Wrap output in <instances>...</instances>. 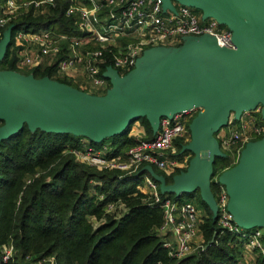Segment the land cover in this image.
I'll use <instances>...</instances> for the list:
<instances>
[{
	"label": "water",
	"instance_id": "water-1",
	"mask_svg": "<svg viewBox=\"0 0 264 264\" xmlns=\"http://www.w3.org/2000/svg\"><path fill=\"white\" fill-rule=\"evenodd\" d=\"M173 1L230 30L235 49L218 47L210 35L183 37L175 47L148 48L125 75L106 69L103 76L110 88L102 95L48 76L0 70V143L26 124L31 132L71 133L99 145L140 117L156 134L162 117L198 108L189 124L190 141L182 149L192 154L186 170L173 175L170 183L150 166L142 170L163 195L190 198L199 191L217 219L210 184L212 164L222 153L214 133L231 117L238 120L259 108L264 116V0H161L163 11H174ZM13 27L2 33L0 61L11 44ZM218 182L228 194L234 223L246 231L264 232V136L247 142Z\"/></svg>",
	"mask_w": 264,
	"mask_h": 264
},
{
	"label": "trees",
	"instance_id": "trees-1",
	"mask_svg": "<svg viewBox=\"0 0 264 264\" xmlns=\"http://www.w3.org/2000/svg\"><path fill=\"white\" fill-rule=\"evenodd\" d=\"M69 3L56 0L54 9L41 16L19 15L13 20L12 36L26 28L78 34L74 19L65 15ZM9 48L0 61V70L32 73L36 78L48 76L71 85L57 79L54 69L38 66L19 70L17 55L13 51L10 57ZM249 113L264 126L260 109ZM135 122L143 126L146 137L154 136L150 123L140 117L121 134L109 138L118 151L135 144L134 138L128 136ZM221 129L214 133L222 156L214 159L212 178L234 166L240 155L235 147H221L216 136ZM81 139L71 133L39 129L31 132L24 124L19 132L0 143V264L1 248L6 243H12L14 248V257L8 264L35 263L49 256L56 264H241L237 247L242 244L217 225L199 191L190 198L203 210L199 234L205 249L183 259L170 257L162 247L164 236L159 231L163 222L161 207L144 201L145 195L136 189L137 181L119 179L115 171H98L65 152L69 146H78ZM165 179L170 183L172 176ZM210 190L214 196L216 188L212 182ZM117 199L127 201V210L119 218L105 211L107 204ZM95 219L96 225L92 222ZM31 255L38 259H31ZM253 264H264V254H259Z\"/></svg>",
	"mask_w": 264,
	"mask_h": 264
},
{
	"label": "built area",
	"instance_id": "built-area-1",
	"mask_svg": "<svg viewBox=\"0 0 264 264\" xmlns=\"http://www.w3.org/2000/svg\"><path fill=\"white\" fill-rule=\"evenodd\" d=\"M65 15L72 17L78 34L58 32L50 28L20 29L13 33L10 50L17 55V67L31 70L43 66L55 56V71L79 79L80 90L102 95L110 88L103 76L112 68L120 76L134 68L143 51L156 46H179L186 36L210 35L220 48L233 50L230 30L213 18L202 20L195 9L172 2L174 11H163L161 0H69ZM56 0H0V39L3 31L14 25V18L30 8L53 7ZM88 90H91L89 92ZM260 109V108H259ZM199 111L193 108L186 113L162 117L159 129L152 138L134 137L135 144L118 151L111 141L94 145L82 138L78 146H69L65 152L77 162L98 171H115L119 179L135 180L136 189L145 195L149 205H159L163 222L159 228L164 236L162 247L175 259L200 253L205 244L199 234L201 213L195 199L160 192L159 184L142 169L150 166L173 176L186 170L191 158L182 152L190 141L189 124ZM231 117L225 128L217 133L220 145L239 153L243 146L264 136V126L256 123L249 113H243L237 123ZM176 141L179 143L177 144ZM219 174L211 178L215 186L214 200L217 207V225L232 234L243 246L240 258L252 256V251L264 254L262 229L250 231L239 228L228 212V194L218 182ZM100 183L99 181H97ZM95 182H93L94 184ZM101 198V195H100ZM127 210L121 199L109 202L105 211L115 218ZM196 238L200 241L195 242ZM12 245L1 248V264L12 259ZM253 257V256H252ZM52 263L56 264L54 259Z\"/></svg>",
	"mask_w": 264,
	"mask_h": 264
},
{
	"label": "rangeland",
	"instance_id": "rangeland-1",
	"mask_svg": "<svg viewBox=\"0 0 264 264\" xmlns=\"http://www.w3.org/2000/svg\"><path fill=\"white\" fill-rule=\"evenodd\" d=\"M28 1V0H27ZM54 7L55 6H53V7H45V6H40V7H38V8H30V9H28L26 12H24V13H22V14H19V15H23V14H25V15H27L28 13H31L33 16H41V15H44V14H46V13H48L52 8L54 9ZM197 11V10H196ZM197 12H199V11H197ZM19 15H17L14 19H16ZM10 49V48H9ZM11 53H13V51H11L10 50V52H9V56L11 57ZM16 67H17V65H16ZM18 68V67H17ZM42 68L43 69H46V70H50V69H54V72H55V77L57 78V79H60V80H64V81H67V82H69L70 84H71V86H73V87H75V88H83V87H80V85H79V83H81L80 81H78L79 79H74L73 77H71V76H69V75H63V74H59L57 71H55V56H51L49 59H48V61L42 66ZM19 70H22V71H27L26 69H24V68H18ZM89 92H91V90H88ZM130 133H133V128H132V130H130L129 131V133H128V136H130V135H132V134H130ZM189 154H190V156H192V154L189 152ZM46 181H49V177H47L46 178ZM92 186H93V184H92ZM124 202V204L126 205V203H127V201H123ZM195 203H196V201H195ZM197 210H198V214L200 215V213L202 214V209H200L199 208V205L197 206ZM92 222H93V224L94 225H96L97 223H98V220H92ZM200 240L198 239V238H196V240H195V242L196 243H198ZM239 242V241H238ZM4 245H12V247H13V244L12 243H6V244H4ZM243 246V245H242ZM238 248V252H237V254H238V258H239V256L241 257V248H239V247H237ZM260 254H262L260 251H258ZM12 253H13V257H14V248H13V250H12ZM252 256L253 257H245L244 255H243V257L242 258H240V260H239V262L241 263V264H253V262L255 261V259L257 258V256H258V254H257V252L256 251H252ZM38 256L36 255V256H32L31 255V259H38L37 258ZM251 258H253V259H251ZM52 259H53V257L52 256H49V257H44V258H42L39 262H35V263H30L29 261H28V263L29 264H53L52 263ZM13 260H14V258H13ZM38 261V260H37ZM11 262V260L9 261V263Z\"/></svg>",
	"mask_w": 264,
	"mask_h": 264
},
{
	"label": "crops",
	"instance_id": "crops-1",
	"mask_svg": "<svg viewBox=\"0 0 264 264\" xmlns=\"http://www.w3.org/2000/svg\"><path fill=\"white\" fill-rule=\"evenodd\" d=\"M132 128H133V133H130V134H132V135H130V137L134 138V137H144V136H146L145 130H144L143 126L139 122H135L131 126L130 130H132ZM250 257H252V256H250ZM251 259H253V258H251Z\"/></svg>",
	"mask_w": 264,
	"mask_h": 264
}]
</instances>
